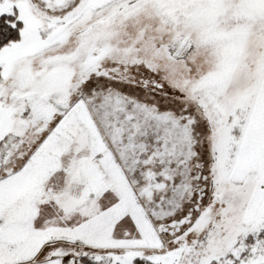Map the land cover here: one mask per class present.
Wrapping results in <instances>:
<instances>
[{
  "label": "snow or ice",
  "instance_id": "snow-or-ice-1",
  "mask_svg": "<svg viewBox=\"0 0 264 264\" xmlns=\"http://www.w3.org/2000/svg\"><path fill=\"white\" fill-rule=\"evenodd\" d=\"M0 264H264V0H0Z\"/></svg>",
  "mask_w": 264,
  "mask_h": 264
}]
</instances>
